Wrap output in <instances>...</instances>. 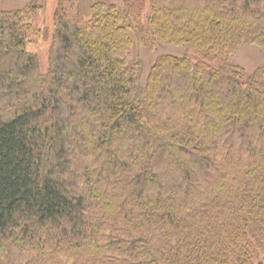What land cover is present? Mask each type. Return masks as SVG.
<instances>
[{
    "label": "trees",
    "instance_id": "obj_1",
    "mask_svg": "<svg viewBox=\"0 0 264 264\" xmlns=\"http://www.w3.org/2000/svg\"><path fill=\"white\" fill-rule=\"evenodd\" d=\"M93 1L0 0V264H264V0Z\"/></svg>",
    "mask_w": 264,
    "mask_h": 264
},
{
    "label": "rangeland",
    "instance_id": "obj_2",
    "mask_svg": "<svg viewBox=\"0 0 264 264\" xmlns=\"http://www.w3.org/2000/svg\"><path fill=\"white\" fill-rule=\"evenodd\" d=\"M34 1L41 6V9L34 20L35 29L32 31L31 42L28 43V50L39 55L43 66L42 69L45 71L47 68L52 31L54 29V12L57 0H3L1 7L4 10L21 9ZM83 2H80V6L83 12L87 14L89 12L90 3L94 1L83 0ZM46 26H49L50 29L48 27L46 28ZM133 52L135 55H141L143 58L145 63V75L159 55L169 53L182 56L185 54L184 48L166 43L159 44L154 50H147L135 45ZM237 56L233 58V61L240 62L245 67H249L250 71L264 64V52L254 45L244 48Z\"/></svg>",
    "mask_w": 264,
    "mask_h": 264
},
{
    "label": "crops",
    "instance_id": "obj_3",
    "mask_svg": "<svg viewBox=\"0 0 264 264\" xmlns=\"http://www.w3.org/2000/svg\"><path fill=\"white\" fill-rule=\"evenodd\" d=\"M236 63H238V64H241L240 62H236ZM242 65V64H241ZM247 69H249V67H246ZM250 70V69H249Z\"/></svg>",
    "mask_w": 264,
    "mask_h": 264
}]
</instances>
